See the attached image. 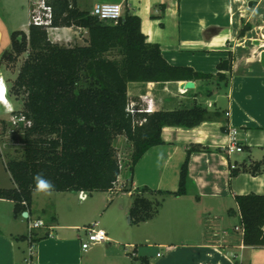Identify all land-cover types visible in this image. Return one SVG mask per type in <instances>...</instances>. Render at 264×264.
Listing matches in <instances>:
<instances>
[{
  "label": "crops",
  "instance_id": "obj_1",
  "mask_svg": "<svg viewBox=\"0 0 264 264\" xmlns=\"http://www.w3.org/2000/svg\"><path fill=\"white\" fill-rule=\"evenodd\" d=\"M36 1L18 0L14 3L18 12L0 6V53L9 46L11 29L27 33L31 3ZM75 1L89 12L103 2L120 3L123 9L127 1L140 18L146 40L157 43L171 65L215 75L217 64L230 53L231 71L220 70L223 80L194 79L189 89L180 86L186 80L127 83L128 102L137 109L198 103L219 116L191 128L162 127L163 143L149 148L131 173L120 172L113 190L98 192L97 197L93 192L81 199L79 192L56 191L65 195H53L48 202L44 194L50 192L34 190L31 206L23 211L26 215L18 216L13 215V201L0 198V264H264V246L244 245L241 225L229 227L232 217L240 221L235 195L264 194V168L256 174L240 170L230 176L231 165L237 168L242 162L262 161L264 167V0ZM48 36L58 43L85 44L87 32L60 26L49 30ZM4 98L0 112L10 113L13 102L8 95ZM192 143L209 149L190 153L185 194L165 195L153 218L130 224L132 193L143 187L175 191L186 148ZM231 143L242 151L227 153ZM4 170L7 181L0 188H11L14 183L5 164ZM37 219L44 226L33 228L30 236L23 233L22 224L28 228ZM94 223L105 229L108 239L83 250L86 228ZM141 224L145 227H138L140 240L162 250L148 254L137 249L135 236L129 235L132 231L124 230ZM121 236L132 242H121ZM126 244L134 245V257L126 254Z\"/></svg>",
  "mask_w": 264,
  "mask_h": 264
},
{
  "label": "trees",
  "instance_id": "obj_2",
  "mask_svg": "<svg viewBox=\"0 0 264 264\" xmlns=\"http://www.w3.org/2000/svg\"><path fill=\"white\" fill-rule=\"evenodd\" d=\"M51 8L52 27L77 26L86 29L85 44L62 45L52 41L46 27L28 24L10 32L9 46L0 53V66L18 67L8 92L21 101L19 115L28 124L22 127L20 156L5 161L14 186L0 188V198L13 201V215H21L32 203L33 177L42 174L54 185L52 191L91 193L114 189L119 168L114 146L116 137L129 143L127 170L151 147L163 143L164 126L191 128L219 116L206 106L194 104L174 109L138 111L131 115L126 106L128 82L225 79L221 69L231 71L232 55L217 64L215 75L189 66L171 65L157 43L146 40L140 18L127 1L115 24L99 20L88 10L79 9L75 0H44ZM248 25L239 30V34ZM192 143L179 169L175 191L143 187L132 193L128 209L130 224L153 218L165 195H183L188 179V160L193 151L208 150ZM262 161L231 168L256 174ZM132 180L130 179V182ZM242 243L264 246V194L235 195ZM22 238V237H20ZM238 264V262H235Z\"/></svg>",
  "mask_w": 264,
  "mask_h": 264
},
{
  "label": "rangeland",
  "instance_id": "obj_3",
  "mask_svg": "<svg viewBox=\"0 0 264 264\" xmlns=\"http://www.w3.org/2000/svg\"><path fill=\"white\" fill-rule=\"evenodd\" d=\"M17 1L18 0H0V6L4 7V5H5L7 8L13 7V11L18 12L19 6L17 4L16 5L14 4V3H17ZM36 7H37L36 2H32L31 3V10H32L31 16L35 13L33 10ZM39 11L40 12L44 11L41 6L39 7ZM31 20H32V18L30 17V21ZM11 30H13V29H11ZM59 43L62 45L73 44L72 42L67 43V44H65L64 42H59ZM23 58H24V54L18 58L16 64L13 67L5 66V64L0 66V77L4 80L7 90L10 89V87L12 85V80L14 79V77L17 73L18 67L21 64ZM8 96H9V99L13 102V108H12L10 113L0 112V184H6V181H7V178H6L7 176H6L5 170H4L5 161L9 157L20 156L21 149H22V127H23V125L27 124V120L25 118H24V120H18V121L16 120V123H14V124L11 122V116H13V118H14V116H16V117L20 116L19 111L21 109V101L15 99V97L11 91L8 92ZM114 146L117 150L118 158L122 162L121 171L126 170L127 169L126 162L128 161L129 152H130L129 143L125 140V138L123 136H118V137H116V139L114 141ZM98 192L99 191L93 192L94 197H97L98 195H100V194H98ZM87 194H90V193L87 192ZM53 195L54 196L57 195L56 197H58V195L62 196L65 194L64 193L59 194V193H56V191H51L49 194H44V196H45L44 199L47 200L48 202H51ZM47 196H49V198H47ZM73 197H76V194H73ZM185 219L187 221L190 220V218L188 216ZM239 224H240L239 219L237 217H235V218L232 217V219L230 220L229 227L233 228L234 225H239ZM143 225L144 224H141V226H127L124 231H132V232H130L129 235L131 236L133 233V235L135 236L134 237L135 242L138 243L137 249L138 250L140 249V252H146V253L150 254L153 251L162 250L161 248H157V245L153 246V244H151L152 247H147L145 245L144 241L140 240L142 230H139L138 227H140V229H142L143 227H145ZM21 227L24 228V230L22 229L23 233H25L27 236L31 235V231H29V229L26 228L24 223L22 224ZM151 229H153L152 226H151ZM135 231H140V232L135 235ZM121 239H122L121 242H126V240H129L128 242H132L131 239H126V236H123V237L121 236ZM120 247H122V246H120Z\"/></svg>",
  "mask_w": 264,
  "mask_h": 264
},
{
  "label": "built area",
  "instance_id": "obj_4",
  "mask_svg": "<svg viewBox=\"0 0 264 264\" xmlns=\"http://www.w3.org/2000/svg\"><path fill=\"white\" fill-rule=\"evenodd\" d=\"M37 7L33 10L35 13L31 16L32 22L37 25H42L46 27L47 31L51 30L52 27L50 25L51 23V8L45 4L44 0H37L36 1ZM42 7L44 11L40 12L39 7ZM91 15L96 16L99 20L104 22H109L115 24L117 20L122 17L123 15V9L120 3H113V2H103V3H97L95 4L91 11ZM0 86H2V96L7 97L8 90L6 88L4 80L0 77ZM126 110L131 114H135L138 111H149V109H137L134 107V104L132 102H128L126 106ZM16 120H24V117L20 115L19 117L11 116V122L14 124L16 123ZM28 124V121H27ZM242 151V147L240 145L231 143L227 145L226 152L227 153H233V152H240ZM119 161V168L122 169V162L118 158ZM233 168L234 165H231ZM79 197L81 199H84L86 197V193L83 191L79 192ZM44 226V222L41 219L33 220L28 223V229L31 231L33 228L42 227ZM238 227H236L237 229ZM240 229L242 231V227L240 226ZM86 238L81 242V249L87 250L92 245H95L97 243H102L107 241V233L105 229L102 227L96 225V223L93 224L91 227L86 228ZM125 252L127 255L134 257L136 255L134 250V245H125ZM160 255V253H157V256Z\"/></svg>",
  "mask_w": 264,
  "mask_h": 264
},
{
  "label": "clouds",
  "instance_id": "obj_5",
  "mask_svg": "<svg viewBox=\"0 0 264 264\" xmlns=\"http://www.w3.org/2000/svg\"><path fill=\"white\" fill-rule=\"evenodd\" d=\"M35 183V190L39 192H51L54 185L51 181L45 179L42 174H37L33 177Z\"/></svg>",
  "mask_w": 264,
  "mask_h": 264
},
{
  "label": "water",
  "instance_id": "obj_6",
  "mask_svg": "<svg viewBox=\"0 0 264 264\" xmlns=\"http://www.w3.org/2000/svg\"><path fill=\"white\" fill-rule=\"evenodd\" d=\"M181 88L189 89L193 87V81L192 80H186L183 83L180 84ZM24 215H26V212H23Z\"/></svg>",
  "mask_w": 264,
  "mask_h": 264
},
{
  "label": "snow or ice",
  "instance_id": "obj_7",
  "mask_svg": "<svg viewBox=\"0 0 264 264\" xmlns=\"http://www.w3.org/2000/svg\"><path fill=\"white\" fill-rule=\"evenodd\" d=\"M2 91H3L2 86H0V96H2Z\"/></svg>",
  "mask_w": 264,
  "mask_h": 264
},
{
  "label": "bare ground",
  "instance_id": "obj_8",
  "mask_svg": "<svg viewBox=\"0 0 264 264\" xmlns=\"http://www.w3.org/2000/svg\"><path fill=\"white\" fill-rule=\"evenodd\" d=\"M0 100L4 101V100H5V98H4L3 96H0Z\"/></svg>",
  "mask_w": 264,
  "mask_h": 264
}]
</instances>
